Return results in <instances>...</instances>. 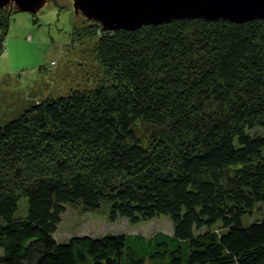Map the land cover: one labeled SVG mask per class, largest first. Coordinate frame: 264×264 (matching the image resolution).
<instances>
[{"label":"trees","instance_id":"1","mask_svg":"<svg viewBox=\"0 0 264 264\" xmlns=\"http://www.w3.org/2000/svg\"><path fill=\"white\" fill-rule=\"evenodd\" d=\"M75 33L98 77L0 124V264H264V18ZM67 204L173 229L57 241Z\"/></svg>","mask_w":264,"mask_h":264},{"label":"rangeland","instance_id":"2","mask_svg":"<svg viewBox=\"0 0 264 264\" xmlns=\"http://www.w3.org/2000/svg\"><path fill=\"white\" fill-rule=\"evenodd\" d=\"M0 50V124L16 116L33 101L47 95L67 92L91 84L101 73L94 54V39L80 38L75 32L87 19L75 13L69 0H47L35 14L14 9ZM1 49V48H0ZM143 143H147L151 126L140 121L134 126ZM264 154V149H263ZM256 216L264 213V203ZM260 209V210H259ZM27 212L26 198L19 200L18 215ZM172 220L166 215L131 223L126 218L110 220L106 207L84 210L67 204L53 236L57 241L72 235L105 233H171Z\"/></svg>","mask_w":264,"mask_h":264},{"label":"water","instance_id":"3","mask_svg":"<svg viewBox=\"0 0 264 264\" xmlns=\"http://www.w3.org/2000/svg\"><path fill=\"white\" fill-rule=\"evenodd\" d=\"M47 0H0V11L37 13ZM75 13L97 22L102 30L135 29L177 18H264V0H71Z\"/></svg>","mask_w":264,"mask_h":264},{"label":"clouds","instance_id":"4","mask_svg":"<svg viewBox=\"0 0 264 264\" xmlns=\"http://www.w3.org/2000/svg\"><path fill=\"white\" fill-rule=\"evenodd\" d=\"M69 1L71 2V0H69ZM71 3H72V2H71ZM72 7H73V6H72ZM4 9H6V8H4ZM14 9H15V8H14V7H12L11 11H12V10H14ZM73 10H74V9H73ZM74 12H75V11H74ZM34 14H35V13H34Z\"/></svg>","mask_w":264,"mask_h":264}]
</instances>
